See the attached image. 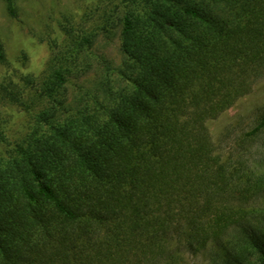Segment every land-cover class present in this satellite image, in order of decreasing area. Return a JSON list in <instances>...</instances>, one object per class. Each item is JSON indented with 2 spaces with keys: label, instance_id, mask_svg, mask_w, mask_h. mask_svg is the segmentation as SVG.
<instances>
[{
  "label": "trees",
  "instance_id": "1",
  "mask_svg": "<svg viewBox=\"0 0 264 264\" xmlns=\"http://www.w3.org/2000/svg\"><path fill=\"white\" fill-rule=\"evenodd\" d=\"M104 1L90 34L64 27L30 131L0 122V264H264V105L208 127L264 81V0ZM100 30L121 62L68 98ZM21 92L0 84V105L30 108Z\"/></svg>",
  "mask_w": 264,
  "mask_h": 264
},
{
  "label": "rangeland",
  "instance_id": "2",
  "mask_svg": "<svg viewBox=\"0 0 264 264\" xmlns=\"http://www.w3.org/2000/svg\"><path fill=\"white\" fill-rule=\"evenodd\" d=\"M104 0H14L17 10L15 18L6 10L0 0V42L7 56V64L0 67V84L13 82L22 91L24 105H0V122L7 140L14 143L21 140L32 128L33 115L40 111L47 100L41 97L42 84L53 67L69 65L63 62L68 57L69 39L65 26L74 35L88 33L100 23L105 6ZM95 40L88 48V57H82L81 69L74 79L66 84V95L70 98L81 82L98 76L102 67H116L122 59L116 37L106 38L102 30L95 31ZM79 62V63H80ZM83 62H87L85 68ZM73 66V65H72ZM98 68L100 70L98 71ZM32 83L26 85V79ZM264 105V81L256 85L253 92L240 99L217 120L208 124L213 138H218L226 127L238 131L247 130L255 112ZM2 151V147L0 146ZM189 264H212L207 254L187 256Z\"/></svg>",
  "mask_w": 264,
  "mask_h": 264
}]
</instances>
